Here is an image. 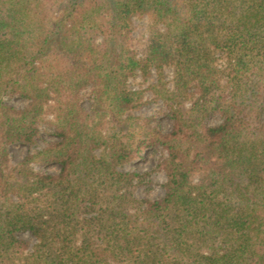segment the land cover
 Returning a JSON list of instances; mask_svg holds the SVG:
<instances>
[{"label": "trees", "instance_id": "16d2710c", "mask_svg": "<svg viewBox=\"0 0 264 264\" xmlns=\"http://www.w3.org/2000/svg\"><path fill=\"white\" fill-rule=\"evenodd\" d=\"M152 73L171 129L130 133L128 81ZM45 114L55 140L10 168ZM157 149L163 195L137 199L119 168ZM0 264H264V0H0Z\"/></svg>", "mask_w": 264, "mask_h": 264}, {"label": "rangeland", "instance_id": "374dc122", "mask_svg": "<svg viewBox=\"0 0 264 264\" xmlns=\"http://www.w3.org/2000/svg\"><path fill=\"white\" fill-rule=\"evenodd\" d=\"M131 28V37H132V50L137 54L138 58H141L144 55L146 42L148 39V22L146 18H133L130 21ZM216 60V66L218 69H223L224 59L221 55H214ZM165 81L168 83V89L173 90V70L172 68L164 69ZM156 81L154 73L150 75V78L147 81H144L140 75H136L134 78H131L128 81L127 87L131 91L140 92L142 95V100L139 104V108L137 110L132 111L128 114L131 118L130 121V129L131 133L136 129L139 131V128L145 123H150L158 126L163 132H169L171 129V121L167 115V109L162 104V102L155 100L149 87L154 85ZM191 91H188L190 93ZM194 97L187 99L185 101H181L179 98L178 102H180L179 109L183 113H187L192 104L194 103ZM177 102V101H176ZM6 104L15 108L22 109L24 103L17 99H8L6 100ZM82 107L89 111L90 108V96L88 91H84L82 93ZM177 107V106H173ZM124 117L123 119H125ZM52 115L45 114L43 121L44 124L39 125L40 138L36 142V144L32 147H24L20 145H13L8 147V156H9V167L13 168L17 163H19L22 159H24L28 154H33L39 150H41L46 144L54 141L55 139L50 134V129L47 126L50 122H52ZM219 122V118L216 114L210 116L206 123L208 125H215ZM125 127V125H123ZM109 125H105L104 131L109 129ZM124 135V134H122ZM134 137V139H136ZM166 154L160 149L157 150H145L142 152L137 158H135L130 163L123 165L119 168L120 172L125 173H135L139 175H144V179L141 180L139 184L135 183L128 188L132 195L137 199H146V200H155L160 198L163 195V185L165 183V175L164 172L158 168V165L165 159ZM31 168L40 173L54 174L58 171L57 166H52L48 168H44L38 165H31ZM18 237L25 241L29 247L31 248L35 244L34 238L29 233H20Z\"/></svg>", "mask_w": 264, "mask_h": 264}]
</instances>
